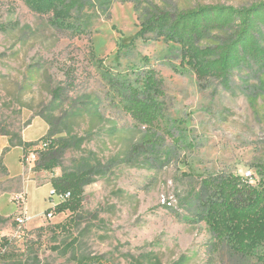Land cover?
<instances>
[{
  "label": "rangeland",
  "instance_id": "374dc122",
  "mask_svg": "<svg viewBox=\"0 0 264 264\" xmlns=\"http://www.w3.org/2000/svg\"><path fill=\"white\" fill-rule=\"evenodd\" d=\"M258 1L86 0L61 17L0 0V135L21 147L0 156L9 170L0 171V248L11 264H262L264 240L241 251L200 193L203 181L210 195L246 170L263 182L264 68L239 67L224 87L147 26L159 12ZM144 67L163 80L165 118L153 129L118 98ZM58 179L80 185L81 206L48 217ZM20 194L30 219L17 231L10 199Z\"/></svg>",
  "mask_w": 264,
  "mask_h": 264
},
{
  "label": "trees",
  "instance_id": "16d2710c",
  "mask_svg": "<svg viewBox=\"0 0 264 264\" xmlns=\"http://www.w3.org/2000/svg\"><path fill=\"white\" fill-rule=\"evenodd\" d=\"M29 1L32 6L41 4L42 9H52L61 17L70 16L74 10L80 12L86 3V0ZM147 26L158 36L185 48L194 57L197 71L214 76L224 87H228L234 70L239 67L264 68V0L241 7L214 4L180 10L175 14L159 12L149 17ZM133 76L132 81L120 83L119 103L137 124L156 128L165 118L163 80L152 67L137 68ZM147 140L145 137L144 141ZM42 157L44 159V152L38 161ZM0 171L7 173L1 161ZM263 174V182L258 185L237 174L221 177L210 195L204 190L210 187V183L203 181V192L200 193L208 198L211 209L207 214L230 233L245 253L252 250L247 239L257 243L264 240ZM51 184L57 192L70 191V198L57 203L46 213H74L80 208L82 190L78 183L58 179ZM207 221L217 231L210 217ZM66 253L67 249L61 252L62 255ZM12 255L5 249L0 253V264H11ZM260 257L264 264V250ZM71 259L75 256L71 255ZM15 264L25 263L19 260Z\"/></svg>",
  "mask_w": 264,
  "mask_h": 264
},
{
  "label": "built area",
  "instance_id": "2783aa9c",
  "mask_svg": "<svg viewBox=\"0 0 264 264\" xmlns=\"http://www.w3.org/2000/svg\"><path fill=\"white\" fill-rule=\"evenodd\" d=\"M37 157H38L37 152L35 150L28 151L26 154L23 155L22 162H24V164H26V165H30L31 163H33L37 159ZM241 176L249 182H251L252 180L255 179V176L251 170H246L245 172H243L241 174ZM53 195H56L57 200H58L56 203L54 202V205H53V207H54L57 203L63 202L65 200L69 199L70 198V191L57 192L56 190L53 189V191L51 192L50 198H52ZM10 200L12 202H15L16 206L19 208L18 212L13 215L14 217L12 219V222L14 224H16V228H17L16 230L20 231V230H22V227L30 219L26 213L25 207H23L24 198L20 194L16 197L11 198ZM52 215H53L52 211L47 213L48 217H52ZM8 217H10V215L6 216V218H8ZM3 239H5L4 236L0 234V243H2ZM6 248H7V245L5 244L4 246H2L0 248V253L3 252Z\"/></svg>",
  "mask_w": 264,
  "mask_h": 264
},
{
  "label": "crops",
  "instance_id": "0c3cea01",
  "mask_svg": "<svg viewBox=\"0 0 264 264\" xmlns=\"http://www.w3.org/2000/svg\"><path fill=\"white\" fill-rule=\"evenodd\" d=\"M13 147L21 148L18 145L10 147L8 138L6 136L0 135V156H2L6 151H8V149L13 148ZM0 161L2 162L1 159H0ZM2 164H3V162H2ZM3 165L6 167V172L9 175V170H8L7 166L5 164H3ZM11 177H16V176H11ZM11 191L12 190L7 189V190L2 191L1 194L10 193ZM4 216H6V215H4Z\"/></svg>",
  "mask_w": 264,
  "mask_h": 264
}]
</instances>
